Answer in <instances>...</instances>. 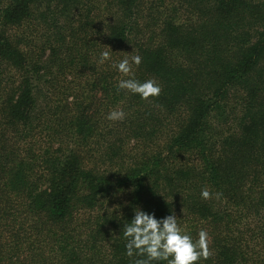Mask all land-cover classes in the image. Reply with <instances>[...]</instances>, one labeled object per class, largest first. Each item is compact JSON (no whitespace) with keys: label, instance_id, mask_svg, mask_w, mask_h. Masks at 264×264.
Returning a JSON list of instances; mask_svg holds the SVG:
<instances>
[{"label":"trees","instance_id":"1","mask_svg":"<svg viewBox=\"0 0 264 264\" xmlns=\"http://www.w3.org/2000/svg\"><path fill=\"white\" fill-rule=\"evenodd\" d=\"M137 208L264 264V0H0V264H134Z\"/></svg>","mask_w":264,"mask_h":264},{"label":"clouds","instance_id":"2","mask_svg":"<svg viewBox=\"0 0 264 264\" xmlns=\"http://www.w3.org/2000/svg\"><path fill=\"white\" fill-rule=\"evenodd\" d=\"M110 59V52L104 51L101 53L99 63L104 64ZM141 63V56L132 55L125 56L112 66L124 76H130L134 71L133 66L138 67ZM117 88L118 92L127 90L139 95L145 101L157 98L162 93V86L155 79H148L143 83L135 78L122 79ZM125 118L126 113L122 110H112L107 116L109 121H123ZM221 195L222 193H216L215 198L219 199ZM201 197L210 200L213 194L204 188ZM123 236L127 240L126 255L143 257L135 259L134 264H153L158 261H165L166 264H199L201 259L208 260L213 255L208 232L201 229L198 232V239H193L178 224L175 214L157 219L154 214H148L137 208L134 210V218L124 224Z\"/></svg>","mask_w":264,"mask_h":264}]
</instances>
